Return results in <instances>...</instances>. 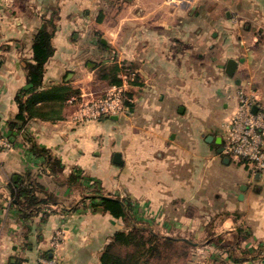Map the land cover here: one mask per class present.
<instances>
[{
	"label": "crops",
	"instance_id": "obj_1",
	"mask_svg": "<svg viewBox=\"0 0 264 264\" xmlns=\"http://www.w3.org/2000/svg\"><path fill=\"white\" fill-rule=\"evenodd\" d=\"M237 1L0 0V136L13 144L0 148V264H41L51 254L60 264H101L114 233L129 225L94 207L90 197L97 189L102 196L137 201L139 220L151 222L155 234L175 238L176 232L204 228L219 237L235 233L242 248L261 246L264 253V174H231L225 131L178 129L179 116L193 126L195 96L203 116L210 97L224 99V130L240 89L264 106V70L256 66H248L255 84H233L218 75L214 84L195 83V51L204 58L205 48L220 47L218 56L228 62L243 50L245 37L226 31L239 25V15L232 16ZM45 26L53 32L54 53L41 89L70 85L88 101L116 87L103 74L118 67L122 85L138 89L128 112L78 123L77 105L68 103L60 120L33 118L23 130L9 128L19 112L17 93L29 87L34 36ZM132 72L137 81L128 78ZM179 102L185 106L178 108ZM27 135L60 165L33 152ZM117 152L123 164L114 163ZM73 173L79 179L71 183ZM19 180L40 185L37 195L57 202L41 204L24 218L13 194ZM243 258L232 256L227 264Z\"/></svg>",
	"mask_w": 264,
	"mask_h": 264
},
{
	"label": "rangeland",
	"instance_id": "obj_2",
	"mask_svg": "<svg viewBox=\"0 0 264 264\" xmlns=\"http://www.w3.org/2000/svg\"><path fill=\"white\" fill-rule=\"evenodd\" d=\"M237 2L239 8H236L235 6L236 9L235 12L232 13V16L239 15L240 18H237L240 20L239 25L235 28L232 26H226V31L228 32V30H231L236 37H238L239 34H241L242 37H245L244 43L240 44L239 42H236V44H240V47L243 48L236 58V61L240 62L239 70L234 76L228 77L225 73V68L227 64L226 59L229 58L218 56L219 53H222L221 48L218 46L219 49L214 52L205 48L204 58H200V56L196 54L197 50L193 57L195 83L201 84L205 81V86L214 84L212 82H214L216 78L213 76H219L233 84L235 83V80L255 84L256 78H252L248 73V66H256V68L264 70V0H238ZM255 38H257V42L255 41ZM255 42L256 44H254ZM257 61L260 67L256 65ZM130 69L133 70L132 65L130 66ZM216 72L218 73L216 74ZM135 74L137 76V73ZM105 91L106 90L103 92ZM107 92L108 91H106V93ZM137 92L138 89L133 88L132 91L127 89L125 93L127 97L135 98L138 94ZM197 93L198 91L195 89V95H197ZM208 100L209 102H205V115L203 116L202 109L204 107L200 104L198 96H195L193 126L188 125L190 124L189 121L186 125L185 120L180 119L181 117L179 116L178 129L185 130L188 128V130H192V132H215V134L224 132V99H217L213 95ZM180 106L184 107L185 103L179 102L178 108H180ZM230 158L232 160L230 170L233 176L237 178L243 175L245 176V173L248 170L251 176L255 177L251 172L252 164L250 162L239 157L232 156ZM263 182L264 176H262L261 184ZM135 202L137 203V201ZM137 208L138 207H136L135 215L131 220L136 226L144 229L143 233L145 234V238L148 239L150 238L151 233H154L150 226L152 223L149 221V223L144 222L143 220L140 221ZM157 235L162 236L161 234ZM174 237L177 238L178 241L169 246L164 245V242L161 239L154 241L158 244L160 252L155 253L154 251L150 256V260L153 264H227V260L232 256L235 257L241 255L244 258L241 260L240 264H264V253L261 252V246H258V248H242L241 244L243 242L237 239L235 233H223L219 237L216 233H205V228L201 231L188 229V231L183 230L181 232H176ZM150 245L151 243H149L147 247ZM248 255H250L249 258Z\"/></svg>",
	"mask_w": 264,
	"mask_h": 264
},
{
	"label": "trees",
	"instance_id": "obj_3",
	"mask_svg": "<svg viewBox=\"0 0 264 264\" xmlns=\"http://www.w3.org/2000/svg\"><path fill=\"white\" fill-rule=\"evenodd\" d=\"M53 32L45 26L39 29L34 36L33 42V63L27 65L29 87L19 90L17 93V102L19 112L13 120L9 122L11 130H23L27 123L33 118H39L46 121H57L62 119L63 108L72 98L81 99L80 91L70 85H57L49 89H41L42 80L45 73V65L54 53L52 45ZM120 69L115 67L109 74L104 73V78H109L111 84L122 85V78L118 76ZM137 77L134 81H137ZM132 98V97H129ZM131 108L133 103L127 102ZM2 137V136H0ZM31 150L36 154L47 155L51 164L60 165L57 159H53L49 151L39 147L36 142L27 135ZM79 176L74 173L69 176V181L74 183ZM28 180H19L15 183L13 194L20 206L21 214L24 218L29 217L32 212L37 210L41 204L56 203L57 200L52 195L41 198L37 195V189L42 187ZM98 195L91 196L94 207H100L103 211L110 212L116 218H122L129 226V230H119L114 233L111 241L105 246L101 254V264H153L150 256L159 253L158 244L154 241L161 239L164 245H172L177 242V238L162 237L151 233L150 238L146 239L144 229L136 226L131 218L135 215L137 203L130 197L120 199L118 197H108L100 195L101 191L97 189ZM243 237L251 235L250 231L240 229ZM151 243L149 247L148 244Z\"/></svg>",
	"mask_w": 264,
	"mask_h": 264
},
{
	"label": "built area",
	"instance_id": "obj_4",
	"mask_svg": "<svg viewBox=\"0 0 264 264\" xmlns=\"http://www.w3.org/2000/svg\"><path fill=\"white\" fill-rule=\"evenodd\" d=\"M128 78L134 81L136 74L132 73ZM126 84L127 82L116 86L103 96L88 101L72 98L69 103L77 105L74 120L78 123L95 122L128 112L130 107L127 102L133 103V98L126 96ZM237 97L236 110L225 125L224 153L228 157H239L250 162L253 174H264V106L258 102L256 96L243 89L238 91ZM12 145L10 141L0 137V148H11ZM53 245H60L58 237H55ZM40 262L60 264L55 254L42 256Z\"/></svg>",
	"mask_w": 264,
	"mask_h": 264
},
{
	"label": "water",
	"instance_id": "obj_5",
	"mask_svg": "<svg viewBox=\"0 0 264 264\" xmlns=\"http://www.w3.org/2000/svg\"><path fill=\"white\" fill-rule=\"evenodd\" d=\"M237 64L238 62L234 59H230L228 62H227V65H226V73L229 75V76H234L235 72H236V69H237ZM257 110V106L254 107V111ZM118 115H115V116H111V117H117ZM209 139L211 140L212 137L210 136ZM219 152H223V147L221 148V150ZM113 161L114 163L116 164H123V160H122V155L121 153L117 152L114 154V157H113ZM245 189V188H243Z\"/></svg>",
	"mask_w": 264,
	"mask_h": 264
}]
</instances>
